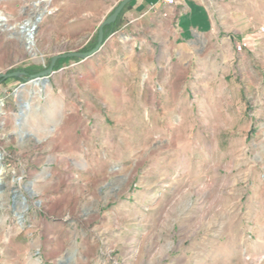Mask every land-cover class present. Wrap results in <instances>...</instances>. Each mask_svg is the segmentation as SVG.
<instances>
[{
    "label": "rangeland",
    "instance_id": "1",
    "mask_svg": "<svg viewBox=\"0 0 264 264\" xmlns=\"http://www.w3.org/2000/svg\"><path fill=\"white\" fill-rule=\"evenodd\" d=\"M118 1L0 0L13 26L0 28V73L35 74L92 48ZM211 10L218 44L195 35L181 62H163L167 34L154 28L132 52L128 29L108 61L97 57V78L69 57L43 87L4 80L0 264H264V0Z\"/></svg>",
    "mask_w": 264,
    "mask_h": 264
},
{
    "label": "crops",
    "instance_id": "2",
    "mask_svg": "<svg viewBox=\"0 0 264 264\" xmlns=\"http://www.w3.org/2000/svg\"><path fill=\"white\" fill-rule=\"evenodd\" d=\"M100 2L101 0H96ZM118 1V0H117ZM213 6V0H176L173 4L164 3L162 0H132L129 2L121 14V18H124V22L119 25L118 29L110 34L103 42L100 49L93 55L80 60L77 64L84 63V67L88 66L89 68L92 65H96L95 69H91L89 73L95 72L97 78L98 74H101L103 69L102 60L97 57H102L104 60H109V57L114 55L110 51V46L114 48L116 45L115 34L118 32L131 31L130 39L132 42L131 51L136 53L137 51L134 47H143L145 46V41L143 40V34L147 29L154 28L155 31L163 33L167 36L164 39V44L166 45L167 52L163 55V62L170 63L171 58H178L181 62L183 58L186 57L184 50H186L188 42L191 41L194 36H210L214 38L216 44L217 37V24L213 17V12L211 10ZM104 13L107 12V6L104 3ZM56 11H61L62 15L63 8L56 6ZM60 9V10H59ZM250 8L246 7L243 9L229 10V14L232 17L235 16H249ZM249 10V11H247ZM72 15L71 11L68 9L65 11V16ZM251 26L250 20L246 21L244 28H249ZM243 28V29H244ZM114 44V45H112ZM244 45H250L247 40H244ZM150 46V47H149ZM47 47V46H46ZM46 47L43 49V52H46ZM155 45H148L147 51H150V59H148V67L153 69L154 57H155ZM173 51H169L170 49ZM48 54V52H46ZM45 53V54H46ZM55 52H52L51 55ZM103 55V56H102ZM138 57L144 58L141 53L138 54ZM97 58V59H96ZM123 59H127V56H122ZM148 58V56H147ZM95 70V71H92ZM56 73V72H55ZM87 74V72H86ZM5 79L0 80V96L6 92L8 87H4ZM18 84L17 81L13 83V86ZM71 112L76 111L72 109ZM72 121H76V126H84L85 117L79 114H74Z\"/></svg>",
    "mask_w": 264,
    "mask_h": 264
},
{
    "label": "water",
    "instance_id": "3",
    "mask_svg": "<svg viewBox=\"0 0 264 264\" xmlns=\"http://www.w3.org/2000/svg\"><path fill=\"white\" fill-rule=\"evenodd\" d=\"M131 1L132 0H119L115 4L113 10L104 19L100 21L98 28H97L96 42L92 48L86 51H70L66 53L55 54L51 57L48 67L45 70L40 71L35 74L27 75L23 71H11L9 73H0V80L10 78V77H22L23 75H26L27 78L25 82L21 83L20 85H23L25 83H32L35 85L40 84L43 87L44 83L48 81L49 76L53 74L54 72L53 68L58 59L76 57L82 60L96 53L104 42L105 27L110 24H113L117 20L119 14L124 9V7ZM36 20H38V17L36 18ZM34 28L35 26L33 25L31 29H34ZM20 30L24 31V24L20 25ZM20 106L27 108L28 102L23 101L20 103Z\"/></svg>",
    "mask_w": 264,
    "mask_h": 264
},
{
    "label": "bare ground",
    "instance_id": "4",
    "mask_svg": "<svg viewBox=\"0 0 264 264\" xmlns=\"http://www.w3.org/2000/svg\"><path fill=\"white\" fill-rule=\"evenodd\" d=\"M30 20H26V22L24 23V31H22L24 34L23 37L26 40V44H27L28 48H30L33 45V38H34V37H32L34 29H31V27L33 26V24H32L33 21H30ZM5 21H6V19L4 17H0V28H12L13 27V26L6 25ZM18 27L20 28V26H18ZM0 160H1V154H0ZM2 173H3V167L0 163V175ZM17 215H18V213H17Z\"/></svg>",
    "mask_w": 264,
    "mask_h": 264
},
{
    "label": "built area",
    "instance_id": "5",
    "mask_svg": "<svg viewBox=\"0 0 264 264\" xmlns=\"http://www.w3.org/2000/svg\"><path fill=\"white\" fill-rule=\"evenodd\" d=\"M164 3H168V4H173V3H175V1L176 0H162ZM258 32H264V27L262 26V27H260L259 29H258ZM245 45H244V42H242V43H238L237 45H235V51L236 52H240L242 49H243V47H244Z\"/></svg>",
    "mask_w": 264,
    "mask_h": 264
},
{
    "label": "trees",
    "instance_id": "6",
    "mask_svg": "<svg viewBox=\"0 0 264 264\" xmlns=\"http://www.w3.org/2000/svg\"><path fill=\"white\" fill-rule=\"evenodd\" d=\"M113 25H114V23L113 24H110V25H108V26L105 27L104 39L108 35V32L113 27Z\"/></svg>",
    "mask_w": 264,
    "mask_h": 264
}]
</instances>
